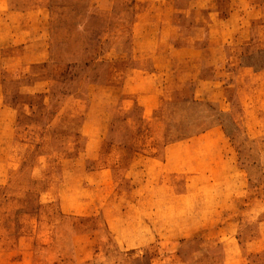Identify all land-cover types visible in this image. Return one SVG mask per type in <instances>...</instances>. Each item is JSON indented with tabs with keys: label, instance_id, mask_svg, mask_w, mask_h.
I'll return each instance as SVG.
<instances>
[{
	"label": "rangeland",
	"instance_id": "obj_1",
	"mask_svg": "<svg viewBox=\"0 0 264 264\" xmlns=\"http://www.w3.org/2000/svg\"><path fill=\"white\" fill-rule=\"evenodd\" d=\"M30 5L50 15L55 56L14 77L13 51L0 52V264H264V0ZM196 11L207 20L197 22ZM32 28L24 41L41 38ZM6 37L1 46L18 47ZM174 74L213 81L211 93L194 95L204 103L178 107L182 126L217 122L237 152L239 172L214 179L212 199L242 204L213 211L212 226L191 225L199 221L175 209L188 196L154 194L140 210L136 198L151 196L129 189L140 174L127 173L128 161L142 149L126 148V139L150 141L149 119L163 115L143 84ZM187 85L179 99L193 97ZM102 182L107 193L94 190Z\"/></svg>",
	"mask_w": 264,
	"mask_h": 264
},
{
	"label": "crops",
	"instance_id": "obj_2",
	"mask_svg": "<svg viewBox=\"0 0 264 264\" xmlns=\"http://www.w3.org/2000/svg\"><path fill=\"white\" fill-rule=\"evenodd\" d=\"M30 2L31 0H0V42L2 41V36L8 35L9 37H6L8 41L13 40V43L18 44V47L14 45L3 47L0 45V52L4 50L13 51L10 57L12 60L11 66L8 67L7 70L13 71L14 77L21 73V67H27L28 71H32V68H34L33 66L38 65V62H36L37 58H40V60L43 59L42 61L45 59L47 60V53L50 54V59L48 60L53 59L55 56L52 50H49V44L47 43L50 37V15L48 16L47 12H40L37 15L38 10L29 11L28 9L31 8ZM203 11L205 12L207 10ZM24 12L25 14H22ZM201 12L196 11L195 19L197 22H201L200 20L203 19V17L207 20L206 15L209 12L202 18ZM18 15L19 18L17 19L11 18L12 16L18 17ZM30 18H32V20L28 22L27 19ZM156 19L164 22L170 21L166 14L162 16L158 13ZM29 23H33L32 26H29ZM164 25L165 24H160V28L166 29ZM29 28L35 30L37 34L42 33L40 35L41 38H39V40L35 38L34 40L24 41L21 37V33L26 29L30 30ZM167 29L168 37L170 35L169 33L175 34L176 32L171 24ZM43 35L47 38L45 39L46 44H44ZM8 41L6 40V43H9ZM166 42L169 43V41ZM209 42H211V40ZM66 61H68V57ZM63 63L64 62H62L61 65H63ZM172 66L173 69L178 67L175 59H173ZM148 79L149 83L147 84L149 85L146 88L144 85L145 83L143 84L144 89H149L146 96L150 95L152 99L154 97L157 98V100L160 99L159 104L162 105L163 115L152 117L149 119L150 121L148 120L150 122L149 128L152 132L150 141L143 143L141 140L134 145L132 139H126V148H137L140 147L141 143L140 150L142 149V153L139 152L137 158L135 157L136 155H134V157L130 158L128 161L127 173L129 174L130 172L132 174L133 171H136L140 174H138L140 176V185L135 186V188L130 187V193L140 196H151L150 200L136 198L135 204H140L138 208L140 210H144V205L153 201L154 194H161L162 192L174 199H181L183 196H188V201L182 200L184 201V207H175V209L184 211L182 213L189 212L188 216L184 217V220L199 221L191 225L212 226L213 223L209 221L213 219V211H234L238 209L236 205L242 204V202L228 201V205L219 206L217 201H213L212 199L213 195H218L219 193V191L216 192L218 189L215 188V181L213 180L221 178L223 175H233L239 172L237 152L232 141L223 136L219 123L212 122L207 126H200L201 124L199 123V127L197 122H195V124L187 123L182 126L183 123L181 122L182 118L180 116L181 110L179 109L182 106L187 107L195 103H204L197 102V100L194 99V95L197 91L202 92L204 88H208V90L204 91L205 95L211 93L213 91V81L200 78L199 76L180 79L176 74L171 77L167 75L166 77L156 76ZM186 83H188L187 86L192 88V94H190V96L193 97L190 100H182V98L179 99V96H176V94L179 95L184 91L183 84ZM190 84H192V86H190ZM157 90H160V98L155 94V92H158ZM170 100L178 102L170 104ZM128 106L131 107L129 104ZM167 110H170L169 114L166 113ZM171 111L172 116H170ZM128 120L129 122H125L126 129L128 131H133V127L131 126V124H133V119L128 118ZM129 123L131 126L130 128ZM111 128L112 124L109 125V132ZM184 130L192 131L188 134L175 133ZM134 152L137 153L138 151L134 150ZM94 157L96 158L95 160L100 159L97 154H95ZM101 169L102 167L99 169L95 168V171ZM101 172L102 171L99 172L100 175L104 174V172ZM95 173L97 174V172ZM193 184L196 185L195 189ZM107 187L108 186L102 182L95 185L94 190L98 189V191H101L102 189L103 192H106L105 190ZM224 216L226 217L224 218L226 221L230 217L228 214ZM182 224L186 226L190 225L188 223Z\"/></svg>",
	"mask_w": 264,
	"mask_h": 264
}]
</instances>
